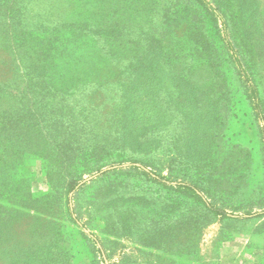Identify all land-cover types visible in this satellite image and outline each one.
I'll use <instances>...</instances> for the list:
<instances>
[{"label":"rangeland","instance_id":"1","mask_svg":"<svg viewBox=\"0 0 264 264\" xmlns=\"http://www.w3.org/2000/svg\"><path fill=\"white\" fill-rule=\"evenodd\" d=\"M204 2L0 0V264H264V0Z\"/></svg>","mask_w":264,"mask_h":264},{"label":"trees","instance_id":"2","mask_svg":"<svg viewBox=\"0 0 264 264\" xmlns=\"http://www.w3.org/2000/svg\"><path fill=\"white\" fill-rule=\"evenodd\" d=\"M195 1L198 2L199 5L204 7V3H205L204 0H195ZM117 40H118L117 42L120 44L115 45V47H120V48L125 49V50L127 49L125 51V53H123V51H120V54H124V56H128L127 54H129V56H131L133 58L134 57L133 49H128V47L130 45V41L128 39H126L125 41H123V40L121 41V39H117ZM237 43L240 44L239 42H237ZM152 54H156V52L153 49L147 50V52L144 53V57L152 55ZM146 61H147V59L145 60V62ZM253 93H254V96L257 97L256 92L253 91ZM257 102H258V100H257ZM161 180L165 181V178L161 177ZM0 186H2V184H0ZM177 190L180 193H182L183 195H186L187 197L193 198L195 201L199 202L203 207L207 208L210 212H212V214L219 215L222 218L228 217V215L226 214V212L224 210L213 207L212 204H210L202 195H200L196 191V189L193 185L186 184V183H178L177 184ZM3 198L5 200H9L10 193L5 194L3 196ZM3 205L5 206L7 213H1L0 214V228L6 227L7 221L10 220V218H11L10 216H11V211H12V210H9L8 207H6L7 205L5 203H3ZM72 221L74 224L77 223L76 220H74V219Z\"/></svg>","mask_w":264,"mask_h":264}]
</instances>
